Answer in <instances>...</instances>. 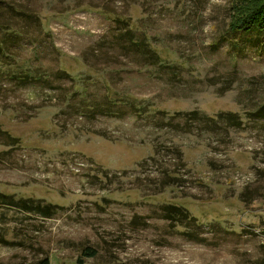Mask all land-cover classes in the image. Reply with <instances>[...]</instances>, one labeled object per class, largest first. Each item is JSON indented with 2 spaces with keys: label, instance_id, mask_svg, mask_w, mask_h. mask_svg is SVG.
<instances>
[{
  "label": "rangeland",
  "instance_id": "obj_1",
  "mask_svg": "<svg viewBox=\"0 0 264 264\" xmlns=\"http://www.w3.org/2000/svg\"><path fill=\"white\" fill-rule=\"evenodd\" d=\"M236 1L0 0V264H264Z\"/></svg>",
  "mask_w": 264,
  "mask_h": 264
},
{
  "label": "trees",
  "instance_id": "obj_2",
  "mask_svg": "<svg viewBox=\"0 0 264 264\" xmlns=\"http://www.w3.org/2000/svg\"><path fill=\"white\" fill-rule=\"evenodd\" d=\"M233 9L235 13L232 15L227 32L236 34L242 30L253 31L259 39L264 35V0H237ZM254 113L263 117L264 104L257 107ZM169 215L171 216V212ZM96 253L91 247L83 250L85 257L95 256Z\"/></svg>",
  "mask_w": 264,
  "mask_h": 264
}]
</instances>
